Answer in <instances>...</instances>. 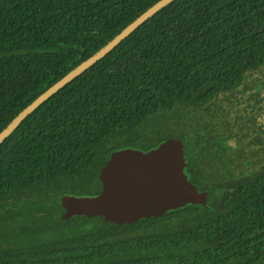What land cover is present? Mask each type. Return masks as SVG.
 I'll list each match as a JSON object with an SVG mask.
<instances>
[{"label":"trees","instance_id":"1","mask_svg":"<svg viewBox=\"0 0 264 264\" xmlns=\"http://www.w3.org/2000/svg\"><path fill=\"white\" fill-rule=\"evenodd\" d=\"M159 1L0 0V133ZM259 75L264 0H173L161 8L0 144V264H128L158 256V241L168 237L143 233L157 219L121 227L96 217L65 221L61 197L98 195L113 152L129 145L149 151L169 137L182 139L191 164L212 156L226 166L231 145L209 142L204 132L230 130L225 104L251 101ZM257 176L264 181V170ZM242 183L241 196L205 211L204 239L217 252H244L245 244H234L238 234L264 229V184L252 191L253 180Z\"/></svg>","mask_w":264,"mask_h":264},{"label":"flooded vegetation","instance_id":"2","mask_svg":"<svg viewBox=\"0 0 264 264\" xmlns=\"http://www.w3.org/2000/svg\"><path fill=\"white\" fill-rule=\"evenodd\" d=\"M259 76L258 84L251 91L254 93L251 101L238 105L235 109L230 107L228 103L225 104L224 109L230 113V116L232 115L233 119L230 130L222 125L215 128L209 127L205 132L203 130L199 131L209 135L206 136L209 142H213L212 137H215L216 139L222 138L224 141L226 139V144L231 145L230 150H227L226 155L222 157L226 166L214 160L212 156L203 162L191 164L186 155L187 147L185 145L184 152L187 162L185 169L190 174V180L197 190L206 193L205 205H187L183 208L171 209L157 217L140 219L139 221L157 219V224L147 228L143 233L161 234L168 238L158 241L160 245L158 247V256L151 255L135 258L133 261L129 260L128 264H264V229L259 230L257 233H254L251 229L246 234L244 232L243 234H238L241 240H239L240 242L237 241V237L234 244H245L244 252L241 250L228 251L226 248L217 252L216 248L213 245L211 246V241L204 239L205 234H203L204 228L209 225L208 215H206L205 211H208V214H210V211L211 213L212 211L216 213L218 211L217 206H223L222 201L224 199L233 197L232 195L241 196L243 194L242 191L246 187L242 183L244 180H253L252 191L253 189L260 190L261 186L259 184H264V181H260L262 176H257L258 173L264 170V75ZM251 109L253 112H250ZM249 115L252 121L255 119V123L254 121H247ZM212 146L210 150L214 152ZM229 161L233 162L230 164ZM250 184L246 191L250 189ZM262 191L264 196V187ZM259 192L256 194L257 197H259ZM222 209L227 215L226 211L229 210V207H222ZM64 214L65 209L61 213V218ZM76 217L84 216H72L67 220ZM96 218L104 220L103 217ZM79 221L82 220L78 219V224L80 225ZM104 222L109 223L105 220ZM132 224L116 225L121 227ZM247 225L254 226V220H249ZM127 237H132V235ZM204 246L207 247L208 251L203 249ZM210 248L215 250L218 255H212ZM146 250L153 251L151 247H147ZM94 258L98 259V257ZM112 264L115 263L112 262Z\"/></svg>","mask_w":264,"mask_h":264},{"label":"water","instance_id":"3","mask_svg":"<svg viewBox=\"0 0 264 264\" xmlns=\"http://www.w3.org/2000/svg\"><path fill=\"white\" fill-rule=\"evenodd\" d=\"M173 0H161L126 27L95 55L81 63L25 108L1 133L0 144L45 100L78 75L98 62L148 18ZM185 144L169 137L150 151L123 149L111 154L101 168L100 194L92 197L63 196V220L72 216L103 217L119 225L163 215L171 209L206 203V193L199 192L186 171Z\"/></svg>","mask_w":264,"mask_h":264},{"label":"rangeland","instance_id":"4","mask_svg":"<svg viewBox=\"0 0 264 264\" xmlns=\"http://www.w3.org/2000/svg\"><path fill=\"white\" fill-rule=\"evenodd\" d=\"M127 149H136V146L135 145H129L128 147H127ZM16 232L14 231L13 233H12V235L13 234H15Z\"/></svg>","mask_w":264,"mask_h":264}]
</instances>
